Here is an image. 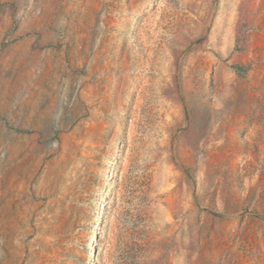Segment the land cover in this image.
Returning <instances> with one entry per match:
<instances>
[{"label": "rangeland", "instance_id": "374dc122", "mask_svg": "<svg viewBox=\"0 0 264 264\" xmlns=\"http://www.w3.org/2000/svg\"><path fill=\"white\" fill-rule=\"evenodd\" d=\"M263 154L264 0H0V264H264Z\"/></svg>", "mask_w": 264, "mask_h": 264}, {"label": "trees", "instance_id": "16d2710c", "mask_svg": "<svg viewBox=\"0 0 264 264\" xmlns=\"http://www.w3.org/2000/svg\"><path fill=\"white\" fill-rule=\"evenodd\" d=\"M262 156H263V158L260 160L261 161L260 166L262 167V172L264 173V154Z\"/></svg>", "mask_w": 264, "mask_h": 264}]
</instances>
